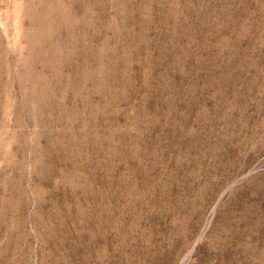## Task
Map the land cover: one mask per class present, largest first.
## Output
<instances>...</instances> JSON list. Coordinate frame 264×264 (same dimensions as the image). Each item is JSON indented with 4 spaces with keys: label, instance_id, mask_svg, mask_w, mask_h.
<instances>
[{
    "label": "rangeland",
    "instance_id": "1",
    "mask_svg": "<svg viewBox=\"0 0 264 264\" xmlns=\"http://www.w3.org/2000/svg\"><path fill=\"white\" fill-rule=\"evenodd\" d=\"M0 264H264V0H0Z\"/></svg>",
    "mask_w": 264,
    "mask_h": 264
}]
</instances>
